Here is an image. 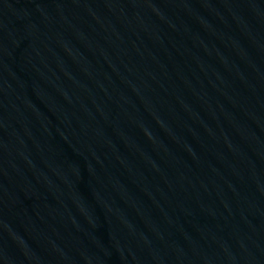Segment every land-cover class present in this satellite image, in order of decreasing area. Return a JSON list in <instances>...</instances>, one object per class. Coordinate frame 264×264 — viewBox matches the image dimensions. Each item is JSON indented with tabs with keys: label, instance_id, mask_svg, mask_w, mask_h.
<instances>
[{
	"label": "water",
	"instance_id": "1",
	"mask_svg": "<svg viewBox=\"0 0 264 264\" xmlns=\"http://www.w3.org/2000/svg\"><path fill=\"white\" fill-rule=\"evenodd\" d=\"M0 264H264V0H0Z\"/></svg>",
	"mask_w": 264,
	"mask_h": 264
}]
</instances>
